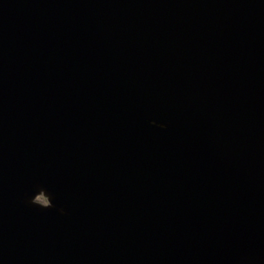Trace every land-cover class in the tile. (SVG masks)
Returning <instances> with one entry per match:
<instances>
[{
  "label": "water",
  "instance_id": "1",
  "mask_svg": "<svg viewBox=\"0 0 264 264\" xmlns=\"http://www.w3.org/2000/svg\"><path fill=\"white\" fill-rule=\"evenodd\" d=\"M0 264H264V0H0Z\"/></svg>",
  "mask_w": 264,
  "mask_h": 264
},
{
  "label": "rangeland",
  "instance_id": "2",
  "mask_svg": "<svg viewBox=\"0 0 264 264\" xmlns=\"http://www.w3.org/2000/svg\"><path fill=\"white\" fill-rule=\"evenodd\" d=\"M36 201L43 205L47 204V199L43 195L38 196Z\"/></svg>",
  "mask_w": 264,
  "mask_h": 264
}]
</instances>
